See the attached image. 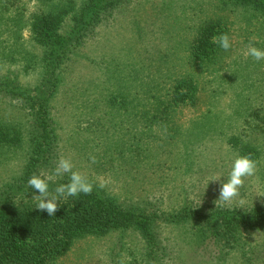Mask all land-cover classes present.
Returning <instances> with one entry per match:
<instances>
[{"label": "rangeland", "instance_id": "1", "mask_svg": "<svg viewBox=\"0 0 264 264\" xmlns=\"http://www.w3.org/2000/svg\"><path fill=\"white\" fill-rule=\"evenodd\" d=\"M81 2L0 4V78H16L34 88L44 75L42 44H48L46 35L36 36L32 29L34 19L72 4L54 30L53 40L59 43L84 23ZM216 3L131 0L81 40L53 103L59 134L56 164L60 157L68 158L73 171L97 192L125 207L139 205L155 213L158 264H264V231L246 232L230 249L231 240L227 245L214 230L201 232L202 218L166 221L181 208L207 212L221 205L216 201L220 182L209 180H223L246 146L256 156L255 173L244 178L238 196L223 206L241 215L264 205V60L245 56L249 43L264 50V22ZM214 16L226 18L222 22L232 47L220 49L210 62H193L189 50L197 28ZM189 76L199 87L198 99L194 105L174 107L173 86ZM0 117L18 125L27 121L18 107L1 98ZM23 150H0V193L19 184ZM40 174L52 175L50 192L57 177H63L47 168ZM26 193L15 188L9 205L36 202L37 190ZM145 246L132 229L114 231L76 241L57 264H150Z\"/></svg>", "mask_w": 264, "mask_h": 264}, {"label": "trees", "instance_id": "2", "mask_svg": "<svg viewBox=\"0 0 264 264\" xmlns=\"http://www.w3.org/2000/svg\"><path fill=\"white\" fill-rule=\"evenodd\" d=\"M20 1L0 0V4L4 7L16 6ZM130 1L82 0L80 12L86 17L83 19L84 23L80 24L78 32L59 40V43L53 40L56 33L54 30L62 24L72 4L69 3L67 8H62L59 12L41 13L32 23L36 36L46 35L48 39V44H42L45 49L41 58L44 75L40 82L34 88H28L22 86L16 78H0V98L18 107L27 119L25 125H18L0 117V150L5 147H23L25 155L19 184L9 185L0 193V264H57L78 240L104 237L111 232L128 229L136 231L144 239L145 254L147 252V256L151 257L150 264H158L154 252L157 235L153 228L157 216L155 213H147L139 205L125 207L113 197L95 189L87 195L81 193L76 197L61 198L55 216L51 217L46 211L35 209L36 202L21 201L18 206L9 205L15 188L17 192L27 190L28 193L31 190L28 185L30 176L40 174L44 168H47L48 172H54L59 134L53 103L64 80L67 63L73 60L82 45L81 40L88 36V33L105 24L110 16L121 7L127 6ZM216 2V5L223 6L222 9L230 8L250 13L251 17L262 19L264 22V0ZM224 19V16H214L201 22L189 50L193 62H210L216 57L221 48L213 42V38L227 34L222 22ZM198 90L193 76L182 78L173 86L170 103L174 107L194 105L198 99ZM121 105L125 103L121 102ZM248 147L241 150V155L254 159L256 156L250 154L253 151ZM58 178L56 187L69 180L67 174ZM52 192L54 193V190ZM235 209L223 205L210 207L207 212L201 208H181L180 211L168 215L166 221L173 224L187 218L199 222L202 218L205 225L204 231L201 232L214 230L221 241L226 240L227 245L230 240L231 244H239L246 232L264 231V205L254 206L241 215ZM243 246L242 244L239 249L245 254L247 250L243 249Z\"/></svg>", "mask_w": 264, "mask_h": 264}, {"label": "clouds", "instance_id": "3", "mask_svg": "<svg viewBox=\"0 0 264 264\" xmlns=\"http://www.w3.org/2000/svg\"><path fill=\"white\" fill-rule=\"evenodd\" d=\"M213 42L225 51L232 47L227 34L214 37ZM245 56H251L256 61L264 60V50L249 43ZM255 170L254 160L247 155H237L232 161L230 171L226 177H223V180H221V177H213L209 180L220 182L219 196L216 201L221 205L232 203L244 184V178L254 175ZM54 173L56 176H63L64 174L69 176L68 182L59 184L55 188L54 193L49 190V182L52 180V175L45 177L42 174H34L28 179V185L31 189L37 190L39 193L34 195L36 200L35 209L42 212L46 211L49 217L55 216L61 198L76 197L81 193L87 195L93 190L92 183L88 182L78 171H73V164L68 158L60 157L58 159ZM243 203V201H240L241 205Z\"/></svg>", "mask_w": 264, "mask_h": 264}]
</instances>
